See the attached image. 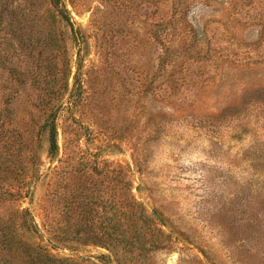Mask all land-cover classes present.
Listing matches in <instances>:
<instances>
[{
  "label": "rangeland",
  "instance_id": "rangeland-1",
  "mask_svg": "<svg viewBox=\"0 0 264 264\" xmlns=\"http://www.w3.org/2000/svg\"><path fill=\"white\" fill-rule=\"evenodd\" d=\"M0 264H264V0H0Z\"/></svg>",
  "mask_w": 264,
  "mask_h": 264
},
{
  "label": "trees",
  "instance_id": "trees-1",
  "mask_svg": "<svg viewBox=\"0 0 264 264\" xmlns=\"http://www.w3.org/2000/svg\"><path fill=\"white\" fill-rule=\"evenodd\" d=\"M56 128L57 127L54 118L48 132V140L50 144V148H49L50 156H52V154L57 150Z\"/></svg>",
  "mask_w": 264,
  "mask_h": 264
}]
</instances>
